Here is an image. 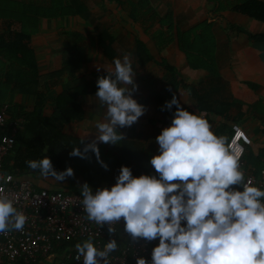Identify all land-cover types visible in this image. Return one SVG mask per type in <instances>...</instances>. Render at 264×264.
I'll list each match as a JSON object with an SVG mask.
<instances>
[{
    "label": "clouds",
    "instance_id": "9594fccd",
    "mask_svg": "<svg viewBox=\"0 0 264 264\" xmlns=\"http://www.w3.org/2000/svg\"><path fill=\"white\" fill-rule=\"evenodd\" d=\"M136 77L131 55L125 54L114 59V71L97 79L95 96L106 106V122H97L96 139L82 140L83 151L73 148L70 157L89 159L92 152L108 170L99 143L120 144L125 135L117 126L131 127L147 111L133 96ZM173 106L171 124L155 138L158 152L149 161L156 174L134 176L131 167L121 166L111 187L79 185L86 219L107 225L109 236L117 232L113 225L123 222L132 241H158L151 259L137 255L136 264H264V188L245 181L239 158L202 114L181 107L175 94L161 111ZM26 163L44 179L75 178L72 167L57 171L48 156ZM27 221L0 189V234L23 231ZM75 249L83 264H109L118 243L110 239L99 249L89 237Z\"/></svg>",
    "mask_w": 264,
    "mask_h": 264
},
{
    "label": "crops",
    "instance_id": "0c3cea01",
    "mask_svg": "<svg viewBox=\"0 0 264 264\" xmlns=\"http://www.w3.org/2000/svg\"><path fill=\"white\" fill-rule=\"evenodd\" d=\"M150 1L151 4L160 6L162 18L171 17L182 32L194 30L206 19L213 20L212 33L217 44L214 53L221 69L219 72L221 78L215 80L210 73L189 71L185 56L179 53L174 45L171 48H160L159 54L155 52L156 48H149L156 61L160 58L167 59L175 67L179 76L175 78L155 62H150L145 67V80L141 79L139 91H135L133 96L139 103L146 106L147 111L133 126L118 129V132L125 135V140L120 143L121 146L117 145L118 151H121L122 156L125 154L128 145L126 140H136L137 143H141L144 136H147L155 142V138L161 130L171 124V115L175 111V106L172 111H161V106L155 95L150 92V89L142 88V84L153 87L154 91L158 92L157 94L162 96L165 101H170L175 94L181 107L196 114L191 87L194 86L200 90L201 85L208 82V86L211 87L208 96L211 98L214 109L210 122L212 130L216 133L223 125L228 127L232 123L241 125L252 137L255 153L261 152V160L264 159V37L260 39L249 37V34L253 32L264 31V26H258L254 20L232 13L228 8L219 12L216 8L220 0H209L211 5L206 2L210 8L201 13L202 15L199 14L200 9H198L201 0H195L191 6L182 4L181 0ZM222 1H228L230 5L239 0ZM60 5L67 7L73 5L77 16L57 12L59 10L57 6ZM11 7L12 9H10ZM210 9L213 10V13L209 12ZM29 11L34 12L35 19L26 17ZM61 11L62 13L66 12L63 8ZM127 12V6H122L119 0H0V33L8 30L11 15L16 16V19L21 17L24 20L37 22V35L34 36L33 44L41 67V74H46L45 77L63 74L61 79L63 83L56 91H52L50 94L52 98L60 90L73 88L77 78L82 77L85 80V76L89 74L108 75L114 71V59L122 58L125 54L131 55L133 66L136 48H132V42L139 34L135 25L128 18ZM39 13L43 17L39 18ZM238 21L250 26V31L232 28L231 26H235V22ZM74 33H79L84 40L81 42L83 48H77L82 54L81 59L79 57L80 72L73 75L67 72L68 64H71L70 48H65L64 45L70 44L68 35ZM86 45H91V48H84ZM220 51H222L221 56L219 55ZM76 54L75 59L79 56L78 52ZM88 78L91 77L88 76ZM212 82L214 84L210 85ZM136 83L138 84L137 77ZM184 86L190 87L185 90ZM235 92L243 94V97L238 100L240 104L234 103L236 102ZM85 98L89 99L87 107L83 105L86 112L85 122L79 125H70L66 129L69 135L79 138H82L81 131L90 132L91 130L96 133L98 131L97 122H106V106L102 105L95 95ZM15 101H20L27 107L33 106V100L29 97L14 96L11 98V102ZM230 101L234 103L230 111L232 114L226 112V108L229 111ZM244 103L250 107L249 110L243 111ZM255 107L258 108L256 111L253 110ZM46 112L51 113V106H48ZM200 114L207 117L206 111H202ZM97 119L99 120L97 121ZM80 128L83 130H79ZM128 147L131 146L128 145ZM135 147L137 148V145ZM139 147L145 146L139 144ZM158 147L156 142L153 147H149V155L157 154ZM130 162L134 166L132 169L134 171L136 165L134 162ZM120 163L119 161L118 164ZM129 239L128 234L121 232V247ZM39 264H54V260L47 258Z\"/></svg>",
    "mask_w": 264,
    "mask_h": 264
},
{
    "label": "trees",
    "instance_id": "16d2710c",
    "mask_svg": "<svg viewBox=\"0 0 264 264\" xmlns=\"http://www.w3.org/2000/svg\"><path fill=\"white\" fill-rule=\"evenodd\" d=\"M119 2L122 6H127L128 18L135 25L139 34L135 36L132 42L133 47L131 46L136 48L133 69L137 74L138 87L141 86V79L145 80V67L150 62H155L158 66L170 72L175 78L179 76L175 67L167 59L160 58L156 61L149 50V48H156L155 52L159 54L160 48H171L172 45L178 49L179 53L185 56L189 71L210 73L215 80L221 78L219 74L221 69L219 64H217L216 54L214 53V48L217 47V44L216 38L212 33V19L210 21L207 19L202 21L194 30L182 32L171 17L162 18L160 16V6L151 4L150 0H119ZM218 3L216 9L219 12L228 8L232 13L252 19L258 26H264V0H239L232 2L230 5L228 1L220 0ZM57 8H59L57 12L61 14L77 16L73 5L71 7L60 5ZM62 8L66 12L62 13ZM209 12L213 13V10L211 11L210 9ZM28 14L30 18H34V12L29 11ZM40 15L42 14L39 13V18L43 17ZM11 17L8 30L0 33V104L10 103L11 98L20 96L31 98L33 106H24L20 101L10 104L12 117H22L24 118V123L19 127L12 155L4 162V170L8 173L18 172L21 176L33 178L41 188L49 190L60 188L73 194L81 195V189L77 183L71 187L67 185L71 177L63 182L56 181L51 177L44 179L38 169L29 168L26 162L29 160H40L48 156L57 171H64L67 167L74 168V161H76V165H79L81 158L70 157L69 152L76 147H80L81 151H83L84 145L81 144V141L84 140L85 143H91L92 140L69 135L66 129L70 125H79L85 122L86 112L82 99L95 95L98 90L97 79L100 76L89 74L88 76H93V78L88 81H83L82 77L77 78L73 88L60 90L51 98L50 94L52 91H56V89L61 87L63 74L43 77L33 44L34 36L37 35V22L35 20L34 22L32 20H24L21 17L16 19V16L13 15ZM249 37L252 39L263 38L264 31L253 32L249 34ZM68 40L70 44H65L64 46L65 48H70L69 56L72 66H69L67 72L74 75L80 72V60L77 61L75 59V53L78 52L81 59L82 54L77 48H83L81 42L84 39L79 33H74L68 35ZM221 52L219 53L220 56L222 55ZM212 84L214 83L212 82L210 85ZM144 87L150 89V92L155 95L162 108L166 102L162 99V96L157 94L158 92L154 91L153 87L142 84V88ZM188 87L184 86L183 88L186 90ZM210 90L211 87L208 86V82L201 85L200 90H197L194 86L191 87V95L196 108L195 113L199 115L202 111H206V119L209 123L214 113L211 98L208 96ZM48 106H51L50 114L46 112ZM119 128L121 127L117 126V131ZM231 131V126L223 125L216 134L225 137L227 144ZM125 142L131 147L129 148L127 145V150H125L123 156L136 165L133 175H155V170L149 163L152 156L151 154L149 155L148 151V148L153 147L155 142L147 136H144V140L141 143H137L136 140H126ZM139 144L145 147L141 148ZM117 145L116 147H118ZM136 145L137 148L135 147ZM98 146L100 154H102L103 145L99 144ZM261 154V152L259 154L255 153L253 146L248 147L245 153L244 161L246 166L256 173L264 169V159L261 160ZM88 155L90 158L96 159L92 152H89ZM74 181L76 182L77 180ZM109 237L108 235L105 238V245L108 243ZM84 240L86 239H72L61 245H55L49 258L54 260V264H57L64 252L76 250L75 245L82 243ZM117 243L118 247L121 248L120 238ZM116 251L111 254L116 253ZM130 264H136V261H130Z\"/></svg>",
    "mask_w": 264,
    "mask_h": 264
},
{
    "label": "built area",
    "instance_id": "2783aa9c",
    "mask_svg": "<svg viewBox=\"0 0 264 264\" xmlns=\"http://www.w3.org/2000/svg\"><path fill=\"white\" fill-rule=\"evenodd\" d=\"M10 103L0 104V189L11 198L14 206L27 217L23 231L11 230L0 234V264H37L49 258L55 245L72 239L91 237L95 246L103 249L107 238V225L101 228L86 219L80 194L57 188H41L33 178L21 176L18 172L8 173L4 170L5 160L12 155L19 127L24 123L22 117H12ZM226 144L227 148L239 158L245 181L264 188V169L259 173L249 169L244 161L247 148L254 145L249 133L234 123ZM264 134V126H263ZM117 229L110 239L118 240L123 232V222L113 225ZM158 241L146 244L143 239L134 242L131 238L109 255V264H130L136 256L151 259V249ZM76 250L64 252L57 264H83V258L76 259ZM58 256V255H57ZM103 264V262H101Z\"/></svg>",
    "mask_w": 264,
    "mask_h": 264
},
{
    "label": "rangeland",
    "instance_id": "374dc122",
    "mask_svg": "<svg viewBox=\"0 0 264 264\" xmlns=\"http://www.w3.org/2000/svg\"><path fill=\"white\" fill-rule=\"evenodd\" d=\"M182 4H186L191 6L193 2H195V0H181ZM206 2L209 5V0H201L199 1V6L198 9L199 10V14L205 12L208 8H210V6L208 7V5H206ZM202 15V14H201ZM29 17L30 16H26ZM250 22V21H249ZM252 23V22H251ZM232 28L235 29H239L242 31H250V26L244 24L242 21H238L235 22V26H231ZM30 30V29H27ZM230 31V30H229ZM228 31V32H229ZM243 33V32H242ZM96 47V46H94ZM84 48H91V45H86ZM75 49V48H73ZM76 53H75V57H76ZM77 61L80 60L79 56L76 59ZM69 66H72V64H68ZM71 69V68H70ZM205 74V73H203ZM48 75V74H47ZM46 74L43 75V77H45ZM93 76H91V78H88V76H85V80L83 81H88L90 79H92ZM236 94V102L234 103H239V99L243 97L242 93L239 92H235ZM88 98H83L82 99V103L83 105H85L87 107V103H88ZM13 102H10V104ZM234 103H231L230 101V106H229V111L226 108V112H229L230 114H232L230 111L232 109V106L234 105ZM228 104V105H229ZM240 104V103H239ZM246 103H244L243 105V111L245 110H249ZM258 108L255 107V109H253L254 111H256ZM97 118V117H94ZM99 119H97L98 121ZM94 122V121H93ZM87 123H90V121H87ZM79 130H83V128H80ZM81 137L85 138V139H89V140H95L96 137L99 135V132L97 131L96 133L91 132H86V131H81ZM83 135V136H82ZM101 145H103V152L101 154V159L108 165V170H105L100 163L97 162V159H93V158H89V159H81V162L79 163V165H76V161H74V171H75V178H70L67 182L68 186H74L76 183L79 185H82L83 183L87 182L92 188L93 190L97 189V188H101V187H111L112 185H114L116 183V177L119 174V169L121 168V166H129L131 167V169H134V166L132 165V163L130 161H128L127 159H125L124 156H122V154L120 153L121 151H118L116 145H111V144H104V143H99ZM121 160V163L118 164V162ZM74 180H77L76 182Z\"/></svg>",
    "mask_w": 264,
    "mask_h": 264
}]
</instances>
